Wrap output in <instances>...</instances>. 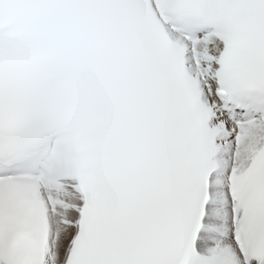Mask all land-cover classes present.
Listing matches in <instances>:
<instances>
[{
  "label": "snow or ice",
  "instance_id": "1",
  "mask_svg": "<svg viewBox=\"0 0 264 264\" xmlns=\"http://www.w3.org/2000/svg\"><path fill=\"white\" fill-rule=\"evenodd\" d=\"M0 264H264V0H0Z\"/></svg>",
  "mask_w": 264,
  "mask_h": 264
}]
</instances>
